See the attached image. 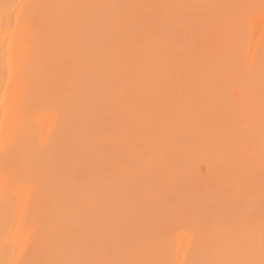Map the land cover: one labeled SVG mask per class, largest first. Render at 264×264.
I'll list each match as a JSON object with an SVG mask.
<instances>
[{
	"label": "bare ground",
	"instance_id": "bare-ground-1",
	"mask_svg": "<svg viewBox=\"0 0 264 264\" xmlns=\"http://www.w3.org/2000/svg\"><path fill=\"white\" fill-rule=\"evenodd\" d=\"M3 87L0 264H264V0H0Z\"/></svg>",
	"mask_w": 264,
	"mask_h": 264
},
{
	"label": "rangeland",
	"instance_id": "rangeland-1",
	"mask_svg": "<svg viewBox=\"0 0 264 264\" xmlns=\"http://www.w3.org/2000/svg\"><path fill=\"white\" fill-rule=\"evenodd\" d=\"M13 24V23H12ZM247 24V23H246ZM248 34V33H247ZM249 35V34H248ZM3 90V91H2ZM0 92L1 93H3L4 92V87L3 88H1V90H0ZM0 103H1V101H0ZM0 115H1V112H0ZM0 121H1V116H0Z\"/></svg>",
	"mask_w": 264,
	"mask_h": 264
}]
</instances>
